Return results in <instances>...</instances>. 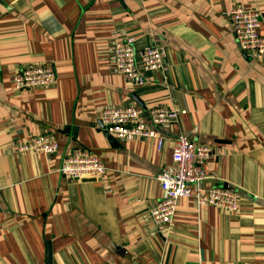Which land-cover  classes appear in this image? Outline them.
<instances>
[{
  "label": "crops",
  "instance_id": "0c3cea01",
  "mask_svg": "<svg viewBox=\"0 0 264 264\" xmlns=\"http://www.w3.org/2000/svg\"><path fill=\"white\" fill-rule=\"evenodd\" d=\"M264 0H0V264H264V57L238 46L226 16ZM260 32L264 33L261 19ZM163 48V68L129 86L112 42ZM29 63H49L52 86L13 88ZM177 111L157 139L124 141L98 119L104 106ZM51 132L57 150L21 153ZM212 147L209 176L192 184L233 188L239 210L181 197L171 226L150 223L178 134ZM88 149L101 179L68 180L63 157Z\"/></svg>",
  "mask_w": 264,
  "mask_h": 264
},
{
  "label": "built area",
  "instance_id": "2783aa9c",
  "mask_svg": "<svg viewBox=\"0 0 264 264\" xmlns=\"http://www.w3.org/2000/svg\"><path fill=\"white\" fill-rule=\"evenodd\" d=\"M231 30L240 49L256 60L264 57V33L260 32L261 13L257 8H247L236 3L227 12ZM135 37L124 36L112 42L111 58L116 72L123 75L126 84H144L143 73L163 68V48L149 45L140 51L134 47ZM55 72L49 63H29L12 75L13 88L49 87L55 83ZM147 120L133 104L104 106L98 119L104 130L117 139H157L162 144V135L155 126L168 128L177 118V111L163 106L147 110ZM21 153L50 154L57 150V141L51 132L37 134L17 144ZM213 154L207 144L198 143L178 133L173 139L171 165L157 174L162 190L161 198L149 209L151 226L161 231L171 226L178 200L192 196L198 205H212L230 212L239 210V194L233 188L212 186L204 190L192 188L207 176L206 164ZM104 163L88 149H75L66 154L59 173L68 180L77 181L86 177L101 179L105 173Z\"/></svg>",
  "mask_w": 264,
  "mask_h": 264
}]
</instances>
